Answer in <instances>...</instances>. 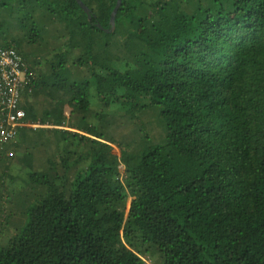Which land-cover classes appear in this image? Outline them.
<instances>
[{"label":"trees","instance_id":"1","mask_svg":"<svg viewBox=\"0 0 264 264\" xmlns=\"http://www.w3.org/2000/svg\"><path fill=\"white\" fill-rule=\"evenodd\" d=\"M83 1H0V45L49 55L24 121L53 125L13 144L46 161L0 264H264V0H122L112 31L117 0ZM153 107L162 141L119 155L105 112Z\"/></svg>","mask_w":264,"mask_h":264},{"label":"rangeland","instance_id":"2","mask_svg":"<svg viewBox=\"0 0 264 264\" xmlns=\"http://www.w3.org/2000/svg\"><path fill=\"white\" fill-rule=\"evenodd\" d=\"M49 41L51 44H53L54 40L52 38ZM24 45L25 49H21V51L29 61L28 63L33 64L35 58L43 62L45 55L49 58L45 46L29 45L22 41L20 46ZM44 66L45 65L43 62L40 65V69H42ZM33 73L34 77L36 78L38 73ZM93 109H97L95 103L93 104ZM67 111L69 113L70 108H68ZM105 113H108L109 116L106 118V122H104V133L106 137H111L116 141L113 144V147L119 155L121 154V148L119 146L120 144L124 146L128 145L130 146L129 148L137 150L139 148L142 149L146 144H148V142H150L146 136L151 138L153 142L162 141L164 136L163 121L157 109L154 107L142 109L140 112H137L135 116L136 118L132 120L127 118L125 111H115L114 113H110L108 111ZM109 121L113 122V127L111 128L106 126V123ZM48 127H53V125ZM16 140L6 145H0V151H4L7 154L8 160L12 162L11 166L13 167L11 170H9L7 176L5 175V177L3 176L4 178L2 177V186H0L1 246L5 245L8 239L14 235L28 220L26 210L31 204L29 199L26 197V192H29L31 189V184L28 183V175L32 172H39L44 169L42 165H44L46 161V153L44 151H41L40 155L34 152V154L30 157L35 163H37L34 164V168L21 165L17 157H20L22 154H24L25 144H22L21 147H15L13 144L17 143ZM41 163L43 164L39 165ZM130 201L131 197L128 199V208ZM143 258L150 264H161L162 262L160 255L154 250H150L147 255L143 256Z\"/></svg>","mask_w":264,"mask_h":264},{"label":"built area","instance_id":"3","mask_svg":"<svg viewBox=\"0 0 264 264\" xmlns=\"http://www.w3.org/2000/svg\"><path fill=\"white\" fill-rule=\"evenodd\" d=\"M34 73L18 50L0 45V145L15 141L23 126L31 129L48 127L42 122H25L21 100L34 80Z\"/></svg>","mask_w":264,"mask_h":264},{"label":"water","instance_id":"4","mask_svg":"<svg viewBox=\"0 0 264 264\" xmlns=\"http://www.w3.org/2000/svg\"><path fill=\"white\" fill-rule=\"evenodd\" d=\"M1 1V0H0ZM77 2L80 4V6L87 12L88 14V18L91 20V18L93 17V14L90 10V8L84 3L83 0H77ZM121 3H122V0H117V4L111 14V19H110V22H111V28L107 31H112L114 29V26H115V19H116V15H117V12L119 10V7L121 6ZM97 25L99 27H101V25L99 23H97Z\"/></svg>","mask_w":264,"mask_h":264},{"label":"crops","instance_id":"5","mask_svg":"<svg viewBox=\"0 0 264 264\" xmlns=\"http://www.w3.org/2000/svg\"><path fill=\"white\" fill-rule=\"evenodd\" d=\"M22 101H23V98H22ZM22 101H21V103H22ZM23 128H24V126L21 127V129H20L19 135H18L17 140H16L17 142H19V141L21 142L26 137V134L24 133ZM41 150H42V148H39L38 151H36V153H38L40 155Z\"/></svg>","mask_w":264,"mask_h":264}]
</instances>
